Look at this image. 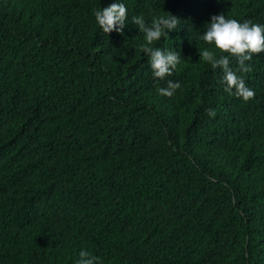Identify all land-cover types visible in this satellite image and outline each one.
<instances>
[{
    "label": "trees",
    "instance_id": "obj_1",
    "mask_svg": "<svg viewBox=\"0 0 264 264\" xmlns=\"http://www.w3.org/2000/svg\"><path fill=\"white\" fill-rule=\"evenodd\" d=\"M167 12L159 80L131 19ZM217 14L264 24V0H0V264H264V52L237 73L254 98L225 92L199 56L226 55L200 39Z\"/></svg>",
    "mask_w": 264,
    "mask_h": 264
},
{
    "label": "clouds",
    "instance_id": "obj_2",
    "mask_svg": "<svg viewBox=\"0 0 264 264\" xmlns=\"http://www.w3.org/2000/svg\"><path fill=\"white\" fill-rule=\"evenodd\" d=\"M94 16L99 27L104 33L116 31L123 34V29L128 20V11L122 2L112 3L107 7L95 10ZM131 22L144 34L146 43L140 45L141 51L148 57L154 78L164 80L171 76L180 63L179 51L162 50L153 47L154 42L161 37H168L169 31L176 29L180 23L178 17L167 12L166 15L153 16L151 23H147L142 15L134 16ZM206 44H214L219 55L204 48L199 51V56L211 65L213 69H222L224 75L222 82L226 85L224 91L229 95L242 98L245 102L254 98L255 92L245 82L243 75L237 73H249L252 71L246 61H250L253 55L264 52V24L253 23L250 20L239 22L236 19H226L224 14L213 15L207 23L206 31L200 36ZM230 57L237 58L238 68L230 67ZM181 87L179 81H167L166 87L158 89L159 94L171 97ZM209 117H215L216 111L205 109ZM98 258L87 250L79 252V258L75 264H97Z\"/></svg>",
    "mask_w": 264,
    "mask_h": 264
}]
</instances>
